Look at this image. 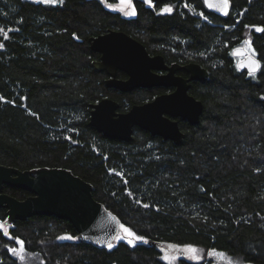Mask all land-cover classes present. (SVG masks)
I'll return each mask as SVG.
<instances>
[{"label": "trees", "instance_id": "trees-1", "mask_svg": "<svg viewBox=\"0 0 264 264\" xmlns=\"http://www.w3.org/2000/svg\"><path fill=\"white\" fill-rule=\"evenodd\" d=\"M117 1L0 0V163L70 169L147 242L98 246L82 241L67 219L33 215L8 223L0 207V264H24L11 252L19 240L41 256L38 264H170L160 248L166 243L264 264V32H252L257 73L240 70L231 54L247 26L264 27V0H231L225 16L203 0H169L177 3L171 12L133 0L137 13L127 16L108 8ZM109 29L128 32L152 53L209 69L207 80L191 83L203 111L198 123L181 124V143L138 126L131 140L111 139L89 124L91 104L104 97L125 111L160 91L106 85L89 37ZM4 191L30 194L7 185Z\"/></svg>", "mask_w": 264, "mask_h": 264}, {"label": "water", "instance_id": "water-1", "mask_svg": "<svg viewBox=\"0 0 264 264\" xmlns=\"http://www.w3.org/2000/svg\"><path fill=\"white\" fill-rule=\"evenodd\" d=\"M154 6L157 1L143 0ZM205 6L221 16L231 9L224 8L222 0H204ZM209 4L212 6L210 7ZM227 12V14H225ZM90 48L101 54L100 60L92 62L95 70L106 71L110 76L106 85L121 91L139 87L170 86L176 89L153 99L133 104L129 110L120 111L119 102L104 97L91 104L89 124L111 139L131 140L134 127L138 126L164 139L181 143L185 133L178 121L171 117L180 116L191 124L198 123L203 111V102L189 93L190 80H207L210 71L202 64L192 62L184 66L192 79H168V75H158L153 69L166 67L161 55L151 56L146 46L125 31L109 29L97 36L89 37ZM235 55L245 56L238 63L241 70L249 73L259 71L261 62L244 49ZM258 62L253 64V62ZM255 68V71H253ZM127 72L128 78H117V71ZM21 187L30 192L23 199L4 191V186ZM94 186L70 169L64 167H38L20 169L0 163V207L6 208L8 223L26 220L33 215H50L69 220L82 241L98 246L112 244L120 231V219L93 195ZM155 244L149 240V244ZM224 255L225 251H216ZM217 255V254H216Z\"/></svg>", "mask_w": 264, "mask_h": 264}, {"label": "flooded vegetation", "instance_id": "flooded-vegetation-1", "mask_svg": "<svg viewBox=\"0 0 264 264\" xmlns=\"http://www.w3.org/2000/svg\"><path fill=\"white\" fill-rule=\"evenodd\" d=\"M143 1V0H142ZM132 2H133V0H132ZM144 2V1H143ZM203 3H204V0H203ZM144 4L145 5H147L145 2H144ZM176 2H170L169 0H165V1H157L156 2V4L154 5V6H149V5H147V6H149V7H151L152 9H157V11L158 12H166V11H163L165 8H167V7H170L171 9H172V11L174 10V8H175V6H176ZM230 4H231V0H230ZM133 5H134V2H133ZM204 5H205V3H204ZM134 7H135V5H134ZM206 7V6H205ZM207 8V7H206ZM208 9V8H207ZM209 10V9H208ZM117 11H119V10H117ZM210 11V10H209ZM230 11H231V9H230ZM229 11V12H230ZM119 12H121V13H123L122 11H119ZM171 12V11H170ZM210 12H212V11H210ZM228 12V13H229ZM136 13H137V11H136V8H135V14L134 15H130V16H135L136 15ZM212 13H214V12H212ZM124 14V13H123ZM199 14L201 15L202 14V12H199ZM214 14H217V13H214ZM124 15H126V14H124ZM217 15H219V14H217ZM127 16H129V15H127ZM203 16V15H202ZM219 16H221V15H219ZM225 16V15H224ZM256 27H260V26H258V25H256V26H247L246 27V29H245V31H244V37L242 38V40L240 41V42H238L236 45H234L233 47H232V49H231V54H232V57H233V59H234V63L236 64V66L238 67V63L241 61V60H243L244 58H245V56H242V55H235L234 54V51L236 50V49H238L237 50V52L238 53H242L241 52V50L240 49H242V50H246L247 51V53L248 54H252V55H254L255 57H257L258 59H259V57L257 56V52L255 51V48H254V46H253V44H252V32H253V30L254 31H257L256 30ZM117 30H119V29H117ZM121 31H123V30H121ZM126 32V31H125ZM258 32V31H257ZM126 33H128V32H126ZM129 34V33H128ZM129 35H131V34H129ZM132 36V35H131ZM134 37V36H133ZM135 38V37H134ZM137 39V38H136ZM140 41V40H139ZM144 44V43H143ZM145 45V44H144ZM249 46L252 48V50L254 51V54L253 53H251L250 52V50H249ZM147 48V47H146ZM147 50H148V48H147ZM148 52H149V54L151 55V56H155V55H161L162 57H163V64L166 66V67H160V68H155V69H153V71L156 73V74H158V75H168V79H176V78H182V79H192V78H190V76H191V73L187 70V69H185L184 68V66L185 65H187V64H189V63H192V62H196V61H193V60H189V61H180V60H178V59H170V58H168V57H166L162 52H154V53H152V52H150L149 50H148ZM97 53V57H96V59L95 60H100V56H101V54L99 53V52H96ZM94 61V60H93ZM261 62V61H260ZM197 63H199V62H197ZM201 64V63H200ZM204 66V65H203ZM205 67V66H204ZM261 67V66H260ZM207 68V67H206ZM239 68V67H238ZM208 69V68H207ZM240 69V68H239ZM241 70V69H240ZM244 71H246L248 74H255V73H249L247 70H244ZM101 72H104L105 73V83H106V79L110 76L106 71H101ZM257 73V72H256ZM116 77L117 78H121V79H127L128 78V74H127V72H125L124 70H121V69H119L118 71H117V74H116ZM193 81H195V80H190L188 83L190 84V87H191V83L193 82ZM109 87V86H108ZM153 87H158L159 88V92L158 93H156L155 95H154V97L155 96H157V95H159V94H163V93H171V92H173L175 89H176V86L175 85H170V86H152V87H142V88H153ZM190 87H189V93L190 94H192L191 92H190ZM111 88H114V87H111ZM117 89V88H116ZM119 90V89H118ZM153 97V98H154ZM152 98V99H153ZM149 100H151V99H149ZM149 100H147V101H149ZM146 102V101H145ZM143 103V102H142ZM127 110H129V109H127ZM127 110H125V111H127ZM120 111H122V110H120ZM171 119H173V120H176V121H178V124H179V126H180V129L183 131V129H182V126H181V124L182 123H184V122H186V123H189V124H191L187 119H183V118H181L180 116H177V117H171ZM136 127V126H135ZM135 127H134V129H135ZM134 132V131H133ZM184 132V131H183ZM185 137V136H184ZM215 259H217V257H215Z\"/></svg>", "mask_w": 264, "mask_h": 264}, {"label": "rangeland", "instance_id": "rangeland-1", "mask_svg": "<svg viewBox=\"0 0 264 264\" xmlns=\"http://www.w3.org/2000/svg\"><path fill=\"white\" fill-rule=\"evenodd\" d=\"M44 3H48L45 2V0H40ZM56 3V2H54ZM108 8L112 9V10H119L122 11L124 14L126 15H134L135 14V7L133 5L132 0H118L115 4H108ZM134 12V14H133ZM249 50L251 53L254 54V51L252 50V48L249 46ZM0 223H2L4 225V223L2 221H0ZM123 225V224H121ZM120 225V227H121ZM124 227H127L124 225ZM129 228V227H127ZM127 236V234L124 232L123 228H120L119 234L117 235V237H119L117 239H115L114 242L118 241V240H125L127 241V239H125V237ZM132 237H128V239H131ZM21 241V240H19ZM18 244L16 247L17 252L14 253L12 251L13 248H11V252L13 253V255L22 263L24 264H38L40 262H42V258L39 254L34 253V252H30L28 251L24 244H23V252H20V248L21 245ZM141 242V241H134V244ZM161 251H162V257L167 260L170 264H179L181 259H187L190 261H195V262H201L203 259L207 258L210 260L212 259L211 263L212 264H253V263H248L243 261V259L238 256V255H231L228 253H225L224 255H219L218 253H215L213 251H206L204 250L202 247L193 245V244H184V245H174V244H163L161 245ZM190 248H194L197 251L196 252H191L189 251ZM217 254V255H216ZM20 255L24 256V259L21 260L19 257ZM215 257H217V259H215Z\"/></svg>", "mask_w": 264, "mask_h": 264}, {"label": "snow or ice", "instance_id": "snow-or-ice-1", "mask_svg": "<svg viewBox=\"0 0 264 264\" xmlns=\"http://www.w3.org/2000/svg\"><path fill=\"white\" fill-rule=\"evenodd\" d=\"M45 2H48V3H54V2H56V0H45ZM60 2L62 3L63 2V0H60ZM148 2L149 3H151L152 2V0H148ZM222 3H223V6H224V8L225 9H227L228 8V6H229V0H222ZM187 6V5H186ZM209 6L211 7L212 5L211 4H209ZM163 11H166V12H170V11H172V9L170 8V7H167V8H165ZM133 14H134V12H133ZM225 14H227V12H225ZM201 15H203V14H201ZM205 19H206V17H205ZM256 30L257 31H261V32H264V27H256ZM0 31H4L3 29H0ZM0 47H2V45H0ZM258 62H253V64L255 65V64H257ZM253 71H255V68H253ZM0 99H2V97H0ZM145 207H147V205H145ZM4 227V225L2 224V223H0V228H3ZM121 227L123 228V230H124V232L127 234V236L125 237V239H127V242L129 243V244H134V241H144V242H147L146 241V239H145V237H143V236H140V235H137L135 232H133L130 228H127V227H124V225H121ZM7 234V233H6ZM128 237H132L131 239H128ZM68 239H72V237H67ZM119 237H117V239H118ZM19 244L21 245V248H20V252L22 253L23 252V244H24V241H19ZM109 247H112V245L111 244H109ZM12 251L14 252V253H16L17 252V249L16 248H13L12 249ZM189 251H191V252H196L197 250L196 249H194V248H190L189 249ZM21 260H23L24 259V256L23 255H20V257H19Z\"/></svg>", "mask_w": 264, "mask_h": 264}, {"label": "bare ground", "instance_id": "bare-ground-1", "mask_svg": "<svg viewBox=\"0 0 264 264\" xmlns=\"http://www.w3.org/2000/svg\"><path fill=\"white\" fill-rule=\"evenodd\" d=\"M173 141V140H172Z\"/></svg>", "mask_w": 264, "mask_h": 264}]
</instances>
